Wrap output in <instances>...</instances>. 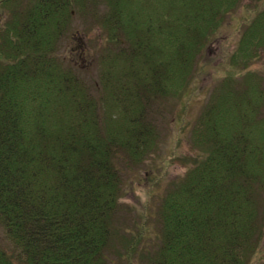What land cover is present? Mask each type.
Masks as SVG:
<instances>
[{"label":"trees","instance_id":"trees-1","mask_svg":"<svg viewBox=\"0 0 264 264\" xmlns=\"http://www.w3.org/2000/svg\"><path fill=\"white\" fill-rule=\"evenodd\" d=\"M103 1L110 12L100 26L118 45L104 56L97 96L57 55L91 0H0V220L18 249L0 246V264H115L112 255L126 264H249L264 233V83L253 64L264 55V6L192 130L205 153L162 198L158 242L142 253L143 232L125 239L118 226L120 159L154 150L146 106L183 91L239 0Z\"/></svg>","mask_w":264,"mask_h":264},{"label":"rangeland","instance_id":"rangeland-1","mask_svg":"<svg viewBox=\"0 0 264 264\" xmlns=\"http://www.w3.org/2000/svg\"><path fill=\"white\" fill-rule=\"evenodd\" d=\"M96 1L91 0L84 8L76 10L70 29L59 44L57 55L65 66L73 64L75 71L99 96V89L104 84L101 77L107 66L104 56L115 53L118 44L109 41L108 31L100 26L99 19L110 12V5L103 0ZM263 6L264 0L238 1L236 8L225 15L222 24L197 57L196 66L183 91L177 96L162 98L159 104L146 106L144 116L157 131L154 150L141 161L130 160L128 155L122 153L119 166L123 188L118 226L124 229L121 233L125 239L131 235L133 237L138 231L143 232L136 243L142 253H145V247L151 250L158 242V212L162 198L176 180L185 176L195 160L205 153L203 146L196 147L191 141L192 130L212 94L222 90L231 66V51L237 46L242 30ZM139 12L142 18V10ZM102 56L104 58L101 59ZM253 64L264 83V55ZM243 80L242 76L236 78L239 82ZM261 198L263 205L260 216L264 228V193ZM121 243H115L117 249ZM0 246L9 253L18 252L8 239L1 220ZM112 256L115 264H126L124 260ZM254 256L256 258L251 259L249 264L264 261V233L259 251ZM139 261L146 264V260Z\"/></svg>","mask_w":264,"mask_h":264}]
</instances>
